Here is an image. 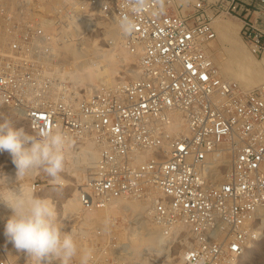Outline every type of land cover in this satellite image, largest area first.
Wrapping results in <instances>:
<instances>
[{
  "label": "built area",
  "instance_id": "1",
  "mask_svg": "<svg viewBox=\"0 0 264 264\" xmlns=\"http://www.w3.org/2000/svg\"><path fill=\"white\" fill-rule=\"evenodd\" d=\"M1 1L0 105L29 133L95 141L98 158L78 186L82 206L103 209L156 191L151 216L166 250L184 244L167 264H239L264 208V88L242 90L223 79L209 45L213 21L230 16L249 52L262 58L264 0H147L135 16L129 0L80 7L33 0L29 11L54 20L49 28L29 14L26 0ZM111 5L118 22L122 14L136 22L128 36L131 52L140 46L139 78L86 92L50 77L60 46L87 39L96 17L110 19ZM80 18L84 32L72 37L67 26ZM173 113L186 130L177 136L169 129ZM0 264L9 263L0 257Z\"/></svg>",
  "mask_w": 264,
  "mask_h": 264
},
{
  "label": "bare ground",
  "instance_id": "2",
  "mask_svg": "<svg viewBox=\"0 0 264 264\" xmlns=\"http://www.w3.org/2000/svg\"><path fill=\"white\" fill-rule=\"evenodd\" d=\"M74 1L80 7L84 0H72L73 3ZM24 4L27 5L26 10H28L31 16L36 15L42 20L44 27L49 28L53 26L54 20H47L41 14H34L29 11L34 5L33 0H26ZM95 11L101 10L95 7ZM40 13L47 14V11L46 9H42ZM108 25L109 28L106 29L103 45L99 42L97 43L95 40H92L89 44L87 43L88 45L85 43L86 39L74 41L75 35L77 36L84 32L85 20L83 18L78 19L75 26L68 25L67 32L70 35L73 34L72 37L74 38H70V41H66L67 43L60 46L62 52L58 55L62 58L61 64L58 60V64L52 65L49 76L58 82L69 84L82 90L86 89V92H96L126 82V77L119 74L121 71L129 75V80L138 79L140 76V46L136 44L135 46L138 50L131 52L129 36L121 32L119 23L113 14V5L110 6V23ZM213 26L220 46L216 48V53L213 54L210 50L209 52L211 56L213 54L212 58L220 76L225 80L239 83L242 90H251L256 87L264 88V56L257 60L248 53L245 49L246 45L239 39L238 31L240 24L218 17L213 21ZM3 41L4 39L1 37L0 43ZM0 108L5 107L0 105ZM171 121L169 129L173 135L177 136L186 131L185 127L182 126L181 117L178 113L171 115ZM70 141L71 143L65 150V172L68 174L67 177H74L75 180L73 186L70 187L71 194H69L70 196L67 198L65 205L67 216L72 213L80 214L83 221L82 224L86 227L91 225L105 226L106 220L109 221L107 226L118 227V218H121L120 225H123V222H127L128 225L122 227L124 231L122 237L120 236V239L122 238L126 241L120 244L121 248L119 250L124 253L127 261L141 263L138 261L145 260L147 256L152 254V251L162 252L166 250V238L155 225L151 216L152 204L155 198L158 197V192L152 191L148 198L144 200L118 198L103 209H85L82 206L78 186L87 175L89 169L93 168L98 158V146L91 138H78L77 140ZM38 172L39 170H35L28 176H33ZM2 173L10 179L8 185L5 181L0 180V195H3L5 198L9 197L11 194L8 191V187L10 189L19 188V185L26 192H31V186L24 184L14 185L18 183L15 175V165ZM62 182L65 184L66 180L62 179ZM4 210L12 214L11 210L0 202V211L3 212ZM260 215L261 226L258 237L248 242L239 264H242L243 259L254 253L256 246L261 241H264V208L260 209ZM181 228L182 226L178 230ZM84 232L83 230L82 233ZM1 235L6 239L3 232Z\"/></svg>",
  "mask_w": 264,
  "mask_h": 264
},
{
  "label": "clouds",
  "instance_id": "3",
  "mask_svg": "<svg viewBox=\"0 0 264 264\" xmlns=\"http://www.w3.org/2000/svg\"><path fill=\"white\" fill-rule=\"evenodd\" d=\"M147 0H129L133 16L144 12ZM157 14L156 12L153 13ZM119 28L124 35L136 29V22L128 14H122ZM13 116L0 114V153L8 152L16 169V180L42 170L53 182V191L62 192V173L65 171L66 147L70 138L60 131L48 129L27 132L23 127L13 126ZM9 177L0 173V180L9 184ZM11 194L0 202L12 212L7 219L4 235L17 252L26 253L33 264L56 260L59 264H90L94 258L93 248H80L73 234L61 231L58 213L50 198L36 196L19 188H9ZM109 221H105L107 232Z\"/></svg>",
  "mask_w": 264,
  "mask_h": 264
},
{
  "label": "rangeland",
  "instance_id": "4",
  "mask_svg": "<svg viewBox=\"0 0 264 264\" xmlns=\"http://www.w3.org/2000/svg\"><path fill=\"white\" fill-rule=\"evenodd\" d=\"M55 2H57V0H50L49 5L53 6ZM6 8H7V5H5V3H3V1L0 0V26L3 23L1 9H6ZM220 19H224L232 23L240 24L236 19L230 16L220 17ZM109 23H110V19H104L103 17H96L93 33L88 36L85 43L89 44L92 42V40H95L97 43L99 42L101 45H103V43L105 42L106 29L109 28V25H108ZM238 35H239V31H238ZM0 37L2 36L0 35ZM239 39L242 41L240 36H239ZM217 41H218V36L216 33V38L210 43V46H209V50L213 54L216 53V48L220 46L219 41L218 42ZM242 43L246 45L243 41ZM245 49L248 51V53L252 57H254L249 52V49L247 46H245ZM213 54H212V57H213ZM59 56L60 55H57L56 57H57V60H59V63L61 64L62 58ZM254 58L257 60L260 59L256 57ZM56 64H58V61L57 63L55 62L53 65H56ZM122 72L123 71L119 73L120 76L123 75L126 77L125 79L126 81L129 80L128 79L129 75L126 74L125 72L123 73ZM256 88H259V87H256ZM0 114H3L5 116H9V115L13 116V121H14L13 126L16 128L23 127L27 132H29V129L26 123H24L21 118H19L17 115H15L13 112L8 110L7 108H0ZM13 166L14 164L12 162L11 155L6 151L3 153H0V173L5 172L8 169H11ZM89 171L87 175L89 174ZM61 175L63 179L66 180V183L64 184L61 181L63 185V189H62V192H59V193L53 191V182L51 178H49L42 170H39V172L33 176L23 177L21 180L18 181V183H15L14 185L24 184L26 186H31V192H35L34 194L36 196L41 197V198H50V202L54 203L56 207V210L58 213V220L62 225L61 231L64 233L71 232L73 236L76 238L77 244L80 248H93L94 249V258L93 260L90 261V264H109V263L110 264H139L137 263V261L136 262L127 261L125 259L124 253L122 251H119L121 248L120 244L126 241V240H123L122 238L120 239V236L122 237V233L124 231L122 227L127 226L128 225L127 222H123L122 223L123 225H120L121 218H118L119 225L117 226L119 228L114 227V226H107L108 231L105 232L104 231L105 226H102V227H100L101 225L99 226L91 225L89 227L84 226L82 224L83 221H82L80 214L72 213L69 216H67L68 214L65 212V205L67 203V198H69L70 196L69 194H71L70 187L73 186L75 178L67 177L68 174L65 171ZM83 179L80 182V184L83 182ZM10 215L11 214L7 210H4L3 212L0 211V257L4 256V258L8 260L9 264H33V262L29 260V257L26 253L17 252L13 244L9 242L6 237H5L6 239H4V237H2L1 235L2 232L4 233L5 224H6L7 219L10 217ZM5 216L7 219L5 218ZM96 227L99 229H97ZM83 230L85 231L84 233H82ZM182 246H184L183 243L182 245L175 246L173 249L170 248L166 251H162V252L152 251V254L147 256L145 260L138 261V262H141V264L143 262H144L143 264H147V263L167 264L170 261L175 260L178 257L179 251L182 248ZM257 246H256V250L254 251V253L249 255L247 258L243 259L242 264H264V241H261ZM42 264H59V262L56 260H51L50 262L45 261ZM72 264H79L78 258L73 260Z\"/></svg>",
  "mask_w": 264,
  "mask_h": 264
}]
</instances>
